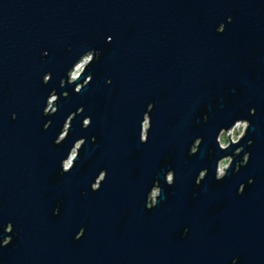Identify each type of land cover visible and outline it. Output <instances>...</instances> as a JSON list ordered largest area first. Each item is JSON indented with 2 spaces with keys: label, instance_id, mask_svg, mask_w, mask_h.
<instances>
[{
  "label": "water",
  "instance_id": "95a60500",
  "mask_svg": "<svg viewBox=\"0 0 264 264\" xmlns=\"http://www.w3.org/2000/svg\"><path fill=\"white\" fill-rule=\"evenodd\" d=\"M0 264H264V0H0Z\"/></svg>",
  "mask_w": 264,
  "mask_h": 264
},
{
  "label": "rangeland",
  "instance_id": "374dc122",
  "mask_svg": "<svg viewBox=\"0 0 264 264\" xmlns=\"http://www.w3.org/2000/svg\"><path fill=\"white\" fill-rule=\"evenodd\" d=\"M84 66V65H83ZM75 69H76V67H75ZM83 69V67L82 68H80V70H78L79 71V73L81 72V70ZM78 71L77 72H75V70H74V72L72 73V75H74V76H76V75H78L77 73H78ZM147 127V125L145 124V128ZM238 129H242V132H243V134H244V129H245V124L244 123H238L232 130H230L229 132H227V133H223L221 136H220V138H219V141H220V145H221V147H223V148H225V147H227L228 145H229V139H230V141H231V143H235V142H237L238 140H239V138H241L242 137V135L240 134V132L238 131ZM230 134V137L228 138V135ZM224 137H227V144L225 145L224 143H222L221 141H222V139L224 138ZM228 161V163H229V160H227ZM69 164V162L67 163V165ZM228 166V164L227 165H225L224 164V161H222L221 163H220V166H219V171H221V173H222V171H223V168H226ZM155 194V192L153 193V195Z\"/></svg>",
  "mask_w": 264,
  "mask_h": 264
},
{
  "label": "clouds",
  "instance_id": "9594fccd",
  "mask_svg": "<svg viewBox=\"0 0 264 264\" xmlns=\"http://www.w3.org/2000/svg\"><path fill=\"white\" fill-rule=\"evenodd\" d=\"M77 74H79V71H78ZM46 82H47V78L45 79V83H46ZM238 131L240 132L241 135L243 134L242 129H238ZM221 142L224 143V144L226 145V144H227V137H224V138L222 139ZM224 164L227 165V164H228V161L225 160V161H224Z\"/></svg>",
  "mask_w": 264,
  "mask_h": 264
},
{
  "label": "bare ground",
  "instance_id": "6f19581e",
  "mask_svg": "<svg viewBox=\"0 0 264 264\" xmlns=\"http://www.w3.org/2000/svg\"><path fill=\"white\" fill-rule=\"evenodd\" d=\"M86 61H87V59L84 60V61H82V62L76 67L75 72H77L78 70H80V68L83 67V65L86 63Z\"/></svg>",
  "mask_w": 264,
  "mask_h": 264
}]
</instances>
